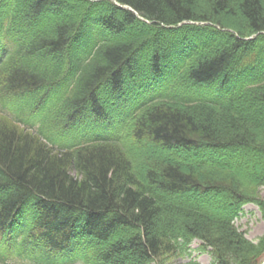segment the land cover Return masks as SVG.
I'll use <instances>...</instances> for the list:
<instances>
[{"label": "trees", "instance_id": "trees-1", "mask_svg": "<svg viewBox=\"0 0 264 264\" xmlns=\"http://www.w3.org/2000/svg\"><path fill=\"white\" fill-rule=\"evenodd\" d=\"M208 2L0 0V237L17 249L0 261L155 264L198 240L211 264H263L264 234L234 221L248 203L264 218V8ZM51 101V134L78 141L19 119ZM157 148L171 158L137 166Z\"/></svg>", "mask_w": 264, "mask_h": 264}, {"label": "rangeland", "instance_id": "rangeland-1", "mask_svg": "<svg viewBox=\"0 0 264 264\" xmlns=\"http://www.w3.org/2000/svg\"><path fill=\"white\" fill-rule=\"evenodd\" d=\"M259 1L262 7L264 8V0H259ZM195 6L197 7L199 11L202 10V11L209 12L210 5H209L208 0H197V3ZM227 18H228L227 23L229 24L240 23L244 21V17L241 15L240 16L237 15V17L235 18H229V17ZM59 95L61 96V93ZM54 103L55 101H51L44 108L45 110L44 109L41 110L39 113H37L33 117L29 115L27 112L26 114H21L19 116V119H22L23 121H26V122L28 121L36 122V124L39 127L46 126L47 128L48 126L46 123L49 120V113L51 111V106ZM17 113H18V106L11 103L7 114H9L10 117H16ZM112 118H113V114H112V109L110 108L108 112V126H111V127H112ZM47 130L51 134L48 128ZM51 135L55 138L57 142H61V143L73 142V141L79 140L77 135L64 136V135H59L55 133ZM179 153H183L185 155L183 151ZM136 156H137L136 157L137 166L142 167L143 169L147 168L148 166L152 165V163H154L153 158L158 157V159H161L162 161H164V159L167 157L171 158V154H169L166 150H163L161 148H157L156 153L148 154V156L145 152L143 151L140 152L137 150ZM255 192H256L255 197L258 199H262L264 201V186L257 188ZM234 225L240 233L244 234V237L247 240L254 242V243H256L258 239L264 234V218L262 217L258 207L252 203H248L243 206V212L234 221ZM10 243H11V246H10ZM10 243L0 238V252H12V254L14 255L13 252H15V250L17 249L14 246L13 242H10ZM200 245H201V242L197 240L193 241V243L190 245V249L192 251L191 256L188 258H178L176 256H173V257L164 256V257H161V260H159V262L155 264H161V263L162 264H183V263L188 262L189 260H194L198 262L199 264H211V262L213 261L212 254L209 251L200 250ZM9 256L12 257V255H9ZM0 264H36V263L27 258L22 259V258L14 256V259H7L4 262L0 261ZM78 264H81V263H78Z\"/></svg>", "mask_w": 264, "mask_h": 264}]
</instances>
